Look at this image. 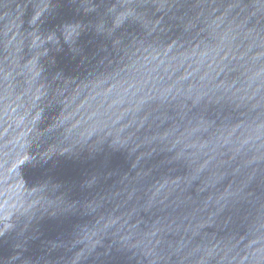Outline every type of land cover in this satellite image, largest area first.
<instances>
[{"label":"water","instance_id":"obj_1","mask_svg":"<svg viewBox=\"0 0 264 264\" xmlns=\"http://www.w3.org/2000/svg\"><path fill=\"white\" fill-rule=\"evenodd\" d=\"M0 264H264V0H0Z\"/></svg>","mask_w":264,"mask_h":264}]
</instances>
